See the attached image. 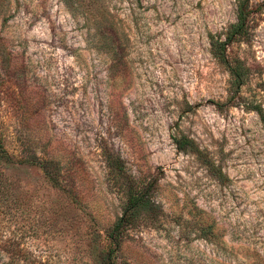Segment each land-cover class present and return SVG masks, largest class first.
<instances>
[{"label":"rangeland","instance_id":"1","mask_svg":"<svg viewBox=\"0 0 264 264\" xmlns=\"http://www.w3.org/2000/svg\"><path fill=\"white\" fill-rule=\"evenodd\" d=\"M240 1L0 0V264H104L125 183L118 263L264 264V0L243 84L212 45Z\"/></svg>","mask_w":264,"mask_h":264},{"label":"trees","instance_id":"2","mask_svg":"<svg viewBox=\"0 0 264 264\" xmlns=\"http://www.w3.org/2000/svg\"><path fill=\"white\" fill-rule=\"evenodd\" d=\"M250 0H241L237 7V18L238 21L232 24L228 39L224 42H215L213 41L212 45L214 47L215 54L225 61L229 66L230 74L232 75L233 82L235 85L239 86L246 81V71L240 64L230 65L226 61L225 51L226 46L234 41L237 36H241L244 33V29L246 28L247 22L249 21V16L251 14L250 10ZM260 111V110H259ZM264 118V117H263ZM178 147L182 150H187L189 145H193L192 140L183 137L180 139H176ZM9 152L4 146V142L2 137L0 136V160L5 162H11L12 158L8 154ZM21 162V161H20ZM46 168V166H44ZM110 167L113 168L115 171H123L119 164H114L110 162ZM47 169V168H46ZM52 177V176H50ZM52 179H55L52 177ZM125 191V204L123 208V213L119 217V219L115 222L113 227H111L107 231V237L109 239V248L105 251V256L103 258L104 264H128V262L124 261L123 263H118L117 260L114 258L115 252L121 247L122 243V234L126 227L129 224L133 223L134 220L137 218V215L141 208L146 206L150 199L148 198L147 190L145 186H141L135 183H125L124 187ZM205 231V230H204ZM208 232L204 236H207Z\"/></svg>","mask_w":264,"mask_h":264}]
</instances>
